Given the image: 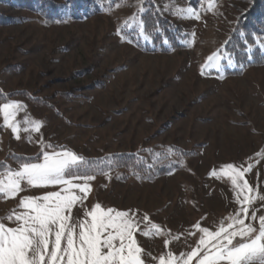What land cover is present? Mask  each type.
Masks as SVG:
<instances>
[{
	"label": "rangeland",
	"instance_id": "rangeland-1",
	"mask_svg": "<svg viewBox=\"0 0 264 264\" xmlns=\"http://www.w3.org/2000/svg\"><path fill=\"white\" fill-rule=\"evenodd\" d=\"M155 2L189 36L187 48L149 53L128 41L121 29L135 18L131 3L54 25L0 4L14 18L0 25V87L28 91L52 105L27 97L0 101V106L18 105L7 110L8 124L0 109V164L18 170L21 165L12 155L43 151L67 150L89 158L131 151L157 160L177 146L193 154L172 157L182 168L152 181L123 179L120 172L94 177L83 205L73 208L80 218L96 203L129 212L139 221L133 235L146 254L141 257L145 264L192 251L201 236L209 239L201 228L210 233L227 229L242 204L249 208L240 216L246 224L258 227L264 215V65L239 76L219 74L227 60L233 64L224 47L249 0L213 1L199 10L187 0ZM218 51L220 63L209 61ZM229 163L232 170L223 167ZM249 165L252 170L244 171ZM237 171L243 172L238 183L248 187L232 184ZM60 190L24 187L14 198L0 197V217L15 210L13 219L3 222L16 227L15 214L25 211L22 197ZM189 264H198L197 257Z\"/></svg>",
	"mask_w": 264,
	"mask_h": 264
},
{
	"label": "snow or ice",
	"instance_id": "snow-or-ice-1",
	"mask_svg": "<svg viewBox=\"0 0 264 264\" xmlns=\"http://www.w3.org/2000/svg\"><path fill=\"white\" fill-rule=\"evenodd\" d=\"M208 59L219 64V51ZM17 106L15 102L0 106L6 124L7 110ZM12 127L16 132L17 128ZM39 155L43 157L42 162H26L18 170L8 168L0 173V197L14 198L24 187L55 185L61 190L22 197L20 205L25 211L15 214L16 227H6L3 222L13 219L15 210L0 217V264H145L141 257L146 254L137 246L133 235L139 221L134 222L129 212L111 207L105 210L96 203L83 218L73 214L74 206L83 205L84 194L90 190L89 182L94 179L93 175L78 171L85 163L84 158L67 150L43 151ZM223 167L234 168L231 163ZM251 170V165L244 169ZM242 176L243 172L237 171L231 177L238 189L248 187L247 182L238 183ZM260 199L264 200V196ZM248 214L249 208L242 204L239 214L229 217L233 223L227 229L221 227L210 233L208 228H201V232L208 234V240L201 236L192 251L179 258L168 253V259L161 256L159 264H189L193 257H197L198 264H264V215H259V225L254 227L240 218ZM252 215L255 218V213Z\"/></svg>",
	"mask_w": 264,
	"mask_h": 264
},
{
	"label": "trees",
	"instance_id": "trees-1",
	"mask_svg": "<svg viewBox=\"0 0 264 264\" xmlns=\"http://www.w3.org/2000/svg\"><path fill=\"white\" fill-rule=\"evenodd\" d=\"M195 9L206 3L222 0H187ZM135 10V18L129 19L121 29L126 39L138 48L149 53L173 54L187 48L181 26L169 19L158 7L155 0H0L14 9L24 10L37 16L47 25H54L64 20H80L92 17L96 13L112 12L119 7L128 6ZM14 18L0 10V25L12 23ZM264 0H249V5L235 19L228 35L224 51L233 64L224 63L223 76L243 75L248 69L264 65ZM228 58V59H229ZM218 74V75H219ZM15 97H27L42 105H52L28 91L5 92L0 87V101L10 102ZM172 153L163 152L157 160L131 151L103 154L99 157H85V163L79 173L101 177L108 173L120 172L123 179L142 178L148 181L157 176L167 175L182 168L171 158L187 159L191 152L172 146ZM37 155L14 154L11 159L22 165L38 161ZM193 155V154H192ZM41 155H39V158ZM176 168V169H175ZM8 169L5 162L0 164V172ZM172 169V170H171Z\"/></svg>",
	"mask_w": 264,
	"mask_h": 264
}]
</instances>
